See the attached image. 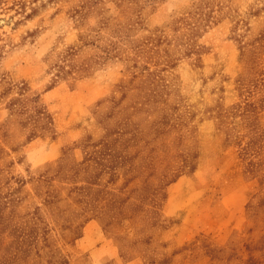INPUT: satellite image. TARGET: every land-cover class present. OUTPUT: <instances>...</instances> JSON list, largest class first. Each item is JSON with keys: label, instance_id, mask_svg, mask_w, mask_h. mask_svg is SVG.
Returning <instances> with one entry per match:
<instances>
[{"label": "rangeland", "instance_id": "obj_1", "mask_svg": "<svg viewBox=\"0 0 264 264\" xmlns=\"http://www.w3.org/2000/svg\"><path fill=\"white\" fill-rule=\"evenodd\" d=\"M0 264H264V0H0Z\"/></svg>", "mask_w": 264, "mask_h": 264}, {"label": "trees", "instance_id": "obj_2", "mask_svg": "<svg viewBox=\"0 0 264 264\" xmlns=\"http://www.w3.org/2000/svg\"><path fill=\"white\" fill-rule=\"evenodd\" d=\"M190 166V169H194L195 168V164L194 163H192V161H189V164H186V166ZM182 170H184V169H182Z\"/></svg>", "mask_w": 264, "mask_h": 264}]
</instances>
